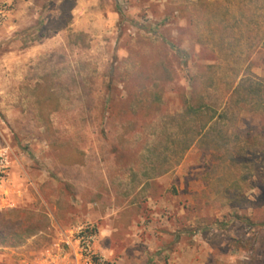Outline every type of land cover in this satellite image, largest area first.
Wrapping results in <instances>:
<instances>
[{
    "label": "rangeland",
    "instance_id": "1",
    "mask_svg": "<svg viewBox=\"0 0 264 264\" xmlns=\"http://www.w3.org/2000/svg\"><path fill=\"white\" fill-rule=\"evenodd\" d=\"M255 6L0 0V264H264Z\"/></svg>",
    "mask_w": 264,
    "mask_h": 264
},
{
    "label": "trees",
    "instance_id": "2",
    "mask_svg": "<svg viewBox=\"0 0 264 264\" xmlns=\"http://www.w3.org/2000/svg\"><path fill=\"white\" fill-rule=\"evenodd\" d=\"M255 1H256V3H257V6H255V7H256V8H255L256 11L264 10V6H262V4H264V0H255ZM259 1H262V4H261V5L258 4ZM166 42H167V41H166ZM167 43H168V42H167ZM168 44H169V43H168ZM174 49H175V53H176L177 56L180 58L181 63L183 64V66L186 67V65H187V61H188V59H189V53L186 52V51H184V50H181V49H179V48H174ZM204 107L207 109V113H208V115H209L206 124H209L211 121H213V119H214V117H215V115H216V111L213 110V109H211V108H210L209 106H207V105H205ZM193 110H194V109H193ZM199 110H202V107H201V106H199V107L197 108L196 111L199 112ZM209 112H211V114H209ZM86 231H87L88 233H90L88 229H87ZM91 233H92V232H91Z\"/></svg>",
    "mask_w": 264,
    "mask_h": 264
},
{
    "label": "built area",
    "instance_id": "3",
    "mask_svg": "<svg viewBox=\"0 0 264 264\" xmlns=\"http://www.w3.org/2000/svg\"><path fill=\"white\" fill-rule=\"evenodd\" d=\"M83 233V230H81V234Z\"/></svg>",
    "mask_w": 264,
    "mask_h": 264
}]
</instances>
